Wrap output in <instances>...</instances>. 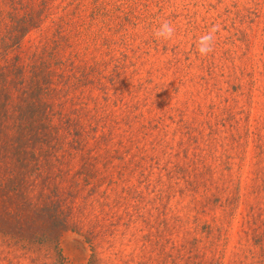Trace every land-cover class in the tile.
<instances>
[{
  "label": "rangeland",
  "instance_id": "obj_1",
  "mask_svg": "<svg viewBox=\"0 0 264 264\" xmlns=\"http://www.w3.org/2000/svg\"><path fill=\"white\" fill-rule=\"evenodd\" d=\"M14 4L40 19L10 56L48 45L86 74L42 175L79 184V231L0 237V264H264V0H0L1 32Z\"/></svg>",
  "mask_w": 264,
  "mask_h": 264
},
{
  "label": "trees",
  "instance_id": "obj_2",
  "mask_svg": "<svg viewBox=\"0 0 264 264\" xmlns=\"http://www.w3.org/2000/svg\"><path fill=\"white\" fill-rule=\"evenodd\" d=\"M20 10L14 4L0 30V237L25 251L52 250L65 232L79 231L66 195L79 184L67 180L59 192L42 175L54 166L46 155L62 147L59 126L77 122L71 90L86 74L48 45L29 62L10 56L40 19L38 11Z\"/></svg>",
  "mask_w": 264,
  "mask_h": 264
},
{
  "label": "clouds",
  "instance_id": "obj_3",
  "mask_svg": "<svg viewBox=\"0 0 264 264\" xmlns=\"http://www.w3.org/2000/svg\"><path fill=\"white\" fill-rule=\"evenodd\" d=\"M216 27L214 26L208 32L201 35L198 39V52L201 56H206L213 51V43L215 39ZM174 33V28L167 21L161 23L154 32L155 37L164 38L165 40L171 39Z\"/></svg>",
  "mask_w": 264,
  "mask_h": 264
}]
</instances>
